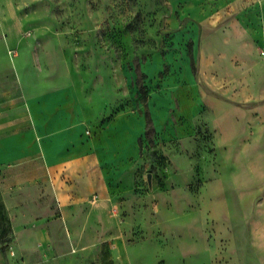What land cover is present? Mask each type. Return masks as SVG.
I'll return each instance as SVG.
<instances>
[{
	"label": "rangeland",
	"instance_id": "rangeland-1",
	"mask_svg": "<svg viewBox=\"0 0 264 264\" xmlns=\"http://www.w3.org/2000/svg\"><path fill=\"white\" fill-rule=\"evenodd\" d=\"M263 31L264 0H0V90L39 79L91 124L146 120L113 244L57 239L36 264H264ZM1 174L0 264H25Z\"/></svg>",
	"mask_w": 264,
	"mask_h": 264
},
{
	"label": "crops",
	"instance_id": "crops-1",
	"mask_svg": "<svg viewBox=\"0 0 264 264\" xmlns=\"http://www.w3.org/2000/svg\"><path fill=\"white\" fill-rule=\"evenodd\" d=\"M160 60L155 55L153 74ZM88 113L72 86L50 89L35 79L0 90L2 190L16 235L13 249L25 264L38 263L43 251L53 254L57 239L90 254L93 231L105 235L99 247L113 244L109 231L123 228L116 213L133 190L146 120L118 115L95 125ZM17 211L38 216L19 222Z\"/></svg>",
	"mask_w": 264,
	"mask_h": 264
},
{
	"label": "trees",
	"instance_id": "trees-1",
	"mask_svg": "<svg viewBox=\"0 0 264 264\" xmlns=\"http://www.w3.org/2000/svg\"><path fill=\"white\" fill-rule=\"evenodd\" d=\"M145 103H147V101H145ZM146 117H147L148 126H149V128H150V127L153 126V123H152V119H151V116H150V114H149V111L147 112Z\"/></svg>",
	"mask_w": 264,
	"mask_h": 264
}]
</instances>
